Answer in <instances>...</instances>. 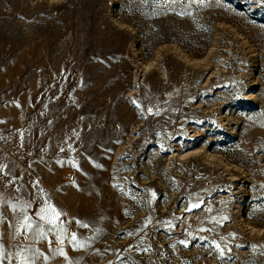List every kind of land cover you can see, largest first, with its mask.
I'll return each instance as SVG.
<instances>
[{
	"label": "rangeland",
	"instance_id": "374dc122",
	"mask_svg": "<svg viewBox=\"0 0 264 264\" xmlns=\"http://www.w3.org/2000/svg\"><path fill=\"white\" fill-rule=\"evenodd\" d=\"M0 163L5 252L48 200L47 264H264V3L0 0Z\"/></svg>",
	"mask_w": 264,
	"mask_h": 264
},
{
	"label": "snow or ice",
	"instance_id": "6c2138e0",
	"mask_svg": "<svg viewBox=\"0 0 264 264\" xmlns=\"http://www.w3.org/2000/svg\"><path fill=\"white\" fill-rule=\"evenodd\" d=\"M172 2L175 3L176 0H172ZM261 2L264 3V0H261ZM177 14L183 16L189 15L190 13L187 11H182L178 12ZM133 103L135 104L136 102L133 101ZM137 107H139V105H137ZM149 111H151V109H149ZM6 167L7 166L5 164L0 163V173H2ZM0 188H2V186H0ZM153 196H155V193H153ZM17 207L18 206L16 204L11 205L13 212H16ZM19 207L21 214L17 216L16 230L11 237L12 241L14 242L12 247L18 249V251L5 252L4 245L2 242H0V264H4L5 260H8L9 264H13L14 260H18L19 264H36L37 261L41 260L44 262V264H47L50 257L44 252L36 249L35 244L39 241L47 240L49 233L54 234L56 237V246H53L52 241H48L50 246L49 251H51L52 256L54 257L59 255L64 259H67V255L64 251V248L62 247L64 244L65 229L63 227V222L61 221V216L64 214L48 200H44L43 207H40L35 213V217L38 219H34L32 216H29L25 211L26 208L31 207V201L19 205ZM191 207H199V204H193ZM188 211H191V208H189ZM76 223L81 227H87L86 224H82L80 221H76ZM22 234L23 239L28 241V243L21 247L20 242L17 241V237L21 236ZM2 239L3 237L0 235V241H2ZM70 243H72L76 248L83 247V245L77 240L75 233L71 235ZM180 243L185 247L188 246L187 241L182 240ZM215 247L220 251L221 256H223L224 253L223 250L220 249V245L216 244ZM146 250L147 249H145V251Z\"/></svg>",
	"mask_w": 264,
	"mask_h": 264
}]
</instances>
